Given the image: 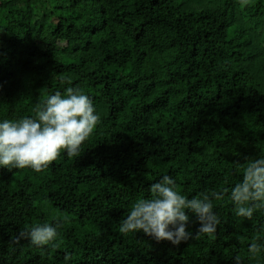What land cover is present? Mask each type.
Here are the masks:
<instances>
[{
	"label": "trees",
	"instance_id": "trees-1",
	"mask_svg": "<svg viewBox=\"0 0 264 264\" xmlns=\"http://www.w3.org/2000/svg\"><path fill=\"white\" fill-rule=\"evenodd\" d=\"M68 87L100 122L78 157L0 167V264H264L248 251L264 209L239 217L230 198L264 157V0H0V122ZM164 176L189 199L229 190L216 233L195 238L194 216L179 246L120 233ZM46 223L59 247L15 243Z\"/></svg>",
	"mask_w": 264,
	"mask_h": 264
},
{
	"label": "clouds",
	"instance_id": "clouds-1",
	"mask_svg": "<svg viewBox=\"0 0 264 264\" xmlns=\"http://www.w3.org/2000/svg\"><path fill=\"white\" fill-rule=\"evenodd\" d=\"M246 3V0H241ZM71 84L70 78L66 81ZM35 117L0 122V167L9 170L30 168L41 172L65 151L69 158L80 155L81 146L93 135L98 123L92 99L78 87H68L65 93L56 92L35 107ZM151 198L135 202L121 220V234L143 232L157 243L168 242L179 246L193 239L189 230L199 224L195 238L216 233L221 223L214 212V200H222L228 189L204 191L189 199L177 190L176 181L164 176L150 186ZM239 217L252 219L258 209H264V157L250 159L243 166V178L230 190ZM192 214V216L189 215ZM60 223L35 225L22 229L15 243L27 239L34 246L59 247ZM243 239V238H242ZM264 250V245L253 241L248 251L253 257ZM66 260L71 259L66 256ZM236 264H241L236 257Z\"/></svg>",
	"mask_w": 264,
	"mask_h": 264
}]
</instances>
